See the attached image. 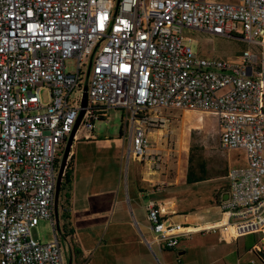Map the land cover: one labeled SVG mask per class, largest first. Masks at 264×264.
<instances>
[{
  "label": "built area",
  "instance_id": "obj_1",
  "mask_svg": "<svg viewBox=\"0 0 264 264\" xmlns=\"http://www.w3.org/2000/svg\"><path fill=\"white\" fill-rule=\"evenodd\" d=\"M187 28L257 50L208 58ZM112 108L123 111L129 153L140 158L149 111L215 113L220 147L247 157L229 170L222 232L264 236V0H0V264H67L55 218L60 152L82 109L92 137ZM147 216L164 248L192 233L155 199ZM42 220L53 227L48 241L33 235ZM250 264L264 258L254 253Z\"/></svg>",
  "mask_w": 264,
  "mask_h": 264
},
{
  "label": "crops",
  "instance_id": "obj_2",
  "mask_svg": "<svg viewBox=\"0 0 264 264\" xmlns=\"http://www.w3.org/2000/svg\"><path fill=\"white\" fill-rule=\"evenodd\" d=\"M118 141L95 132L92 137L80 138L74 143L70 165L72 188L65 211L60 205V229L57 228L67 264H179L178 258L183 264H191V261H184V238L175 249L164 248L156 239L147 216V204L151 199L161 205L169 222L199 228L186 237L217 231L224 241H238L239 238L225 237L222 232L226 216L221 201L228 194L229 170L235 167L227 163L226 149L216 150L217 164L213 167L206 163L204 171L194 167L191 180L188 168L165 187L158 185L164 182L166 175L157 170L153 159L159 155V147L150 146L152 151L142 162V158L129 153L130 141L127 148L123 141ZM80 143L91 147L85 163L79 159ZM242 151L246 165V153ZM240 158L241 155L238 160ZM126 200L130 202V209ZM191 213L197 215L187 217ZM263 245L264 236L255 234L244 244L249 259L244 261L240 254L236 264H250L254 249ZM223 264L233 262L224 261Z\"/></svg>",
  "mask_w": 264,
  "mask_h": 264
},
{
  "label": "rangeland",
  "instance_id": "obj_3",
  "mask_svg": "<svg viewBox=\"0 0 264 264\" xmlns=\"http://www.w3.org/2000/svg\"><path fill=\"white\" fill-rule=\"evenodd\" d=\"M219 1L238 2V0ZM186 32L192 38L190 43L194 49L208 58L219 56L235 59L245 48L257 50L255 44L242 39L209 35L192 28H187ZM66 64L68 71H77V59L75 57L68 58ZM43 96L47 100V89L43 91ZM190 112L201 115L203 121L191 124L188 120V113ZM146 115L147 122L144 125L148 130L150 146H156L161 149L158 153L159 155L153 157V159L156 162L157 170L166 175L164 182L158 183L159 186L169 187V182H171L172 178L176 179L179 173L189 168V158L192 152L194 167L198 168L201 163L209 164L210 167L217 164L215 154L220 145L219 125L215 113L204 110L161 108L151 110ZM125 126L126 118L123 111L118 108H112L106 119L96 122L94 131L102 137H111L114 142H120L118 139L123 141L127 148L130 135L125 131ZM186 127H190V130H187ZM122 129L123 133H121ZM185 131L187 132V138H189L188 146L185 144ZM80 144L79 159L82 163H85L90 157L91 147H88L85 143ZM226 152L229 154L228 164L233 163V166L245 165L246 160L242 149L236 148L229 151L226 150ZM224 154H221V156ZM239 155H241L240 160H238ZM137 158L140 159L138 156ZM146 158L147 156L142 157V162ZM127 160L128 157L126 156L125 170L127 169ZM69 163L70 165L72 164L71 156ZM126 205L130 209V202L127 200ZM196 215V213H191L187 217L191 218ZM53 234V227L49 220H42L33 229L34 237L43 241L52 239ZM254 236V234H251L239 237L238 241L235 242L220 239L217 231H205L188 237L185 236L183 237L184 245L182 246L186 250L184 261H191V264H223L224 261H232L233 264H236L240 254L243 255L244 261L248 260L250 255L244 248V244H248ZM194 261L195 263H193Z\"/></svg>",
  "mask_w": 264,
  "mask_h": 264
},
{
  "label": "water",
  "instance_id": "obj_4",
  "mask_svg": "<svg viewBox=\"0 0 264 264\" xmlns=\"http://www.w3.org/2000/svg\"><path fill=\"white\" fill-rule=\"evenodd\" d=\"M239 39H241L239 37ZM92 64V61L90 62V66ZM88 104V81L85 84V90H84V99H83V106H86ZM85 113V110L82 109L77 121L74 125V128L71 132V134L69 135V137L66 140V146L63 152V156L61 159V164H60V169H59V174H58V180H57V186H56V198H55V218H56V223H57V228L60 229V195H61V185H62V181H63V177L66 171V168L68 166V162L73 150V146L75 143V135L76 132L79 128L80 122L82 120V117ZM228 198V194L227 197ZM224 198V199H226ZM68 264H71V262H69Z\"/></svg>",
  "mask_w": 264,
  "mask_h": 264
},
{
  "label": "trees",
  "instance_id": "obj_5",
  "mask_svg": "<svg viewBox=\"0 0 264 264\" xmlns=\"http://www.w3.org/2000/svg\"><path fill=\"white\" fill-rule=\"evenodd\" d=\"M121 133H123V129L121 130ZM63 152L64 151L60 152V157L63 156ZM58 160L61 161V158ZM189 161H190V165H189V171H188V179L190 178L191 171L194 168L193 152L190 155ZM199 167L201 168L202 171H204L206 168V165L204 163H201L199 165ZM190 180H191V178H190ZM72 183H73V170L70 168V164H68L66 171H65V174H64V177H63V181H62V185H61V195H60V205L64 209V211H65L66 206H67L66 204L68 203L69 191L72 188ZM60 217H61V215H60ZM254 253H256V255H258L260 258H262V259L264 258V249H261V250L254 249Z\"/></svg>",
  "mask_w": 264,
  "mask_h": 264
},
{
  "label": "bare ground",
  "instance_id": "obj_6",
  "mask_svg": "<svg viewBox=\"0 0 264 264\" xmlns=\"http://www.w3.org/2000/svg\"><path fill=\"white\" fill-rule=\"evenodd\" d=\"M188 120L191 124H195L196 122L197 123L202 122L203 118L201 117V115H199L197 113H191L190 112V113H188ZM88 128H89V120H81L80 125H79V138L91 137V132H88ZM186 129L190 130V127H186ZM186 131H185V144H186V146H188L189 138H187V132ZM149 150L152 151V149H149ZM183 229L188 230V231L199 230V228H194V227L188 228L185 226H183Z\"/></svg>",
  "mask_w": 264,
  "mask_h": 264
}]
</instances>
